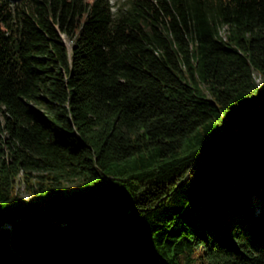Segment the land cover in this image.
Listing matches in <instances>:
<instances>
[{"label": "trees", "instance_id": "1", "mask_svg": "<svg viewBox=\"0 0 264 264\" xmlns=\"http://www.w3.org/2000/svg\"><path fill=\"white\" fill-rule=\"evenodd\" d=\"M0 264H264V0H0Z\"/></svg>", "mask_w": 264, "mask_h": 264}, {"label": "rangeland", "instance_id": "2", "mask_svg": "<svg viewBox=\"0 0 264 264\" xmlns=\"http://www.w3.org/2000/svg\"><path fill=\"white\" fill-rule=\"evenodd\" d=\"M116 0H109L110 3L115 2ZM251 79L255 85V87H257L259 84H261V79L258 76V74L254 71H252L251 73ZM14 184H13V191L16 192L18 195H20L22 198L27 199V200H31V201H37L36 197L30 195L29 193H27V191L24 189L23 187V183L22 180L20 178V172L16 175V177L13 180ZM73 182V179L70 178V180L66 181L67 185H70Z\"/></svg>", "mask_w": 264, "mask_h": 264}]
</instances>
